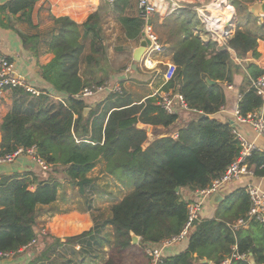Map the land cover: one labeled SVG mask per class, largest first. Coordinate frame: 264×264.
Segmentation results:
<instances>
[{
  "label": "trees",
  "instance_id": "trees-1",
  "mask_svg": "<svg viewBox=\"0 0 264 264\" xmlns=\"http://www.w3.org/2000/svg\"><path fill=\"white\" fill-rule=\"evenodd\" d=\"M37 1L10 0L1 9L26 13ZM256 1H230L238 20L227 44L214 40L204 43L193 31L201 23L190 3H183L162 23L157 13L153 15L155 31L163 44H169L168 53L178 66L175 78L164 84V89L183 96L188 105V109H183L188 115L185 123H181L178 110L182 108L177 103V111L169 113L161 104L162 97L137 101L122 83V92L99 93L96 97L104 98L94 107L91 97L77 96L85 88L110 79L104 17L97 11L82 25L68 17L56 19L60 29L51 43L55 58L40 69L41 77L52 87L45 90L33 84L38 95L22 87L11 89L10 108L0 121V155L19 147L36 146L38 154L51 164L46 173L40 168L42 173L0 178V251L17 252L37 239L36 252L43 256L48 240L46 234L37 231L40 216L52 217L67 211L58 203L69 202L68 186L78 188L84 202H90L86 186L95 183L86 184L82 193L78 181L90 177L97 164L103 163L105 174L122 183L127 193L111 205L110 215L103 223L67 237L65 243L60 239L56 242L71 247L83 242L85 247L80 254L88 264L92 254L101 259L105 254L101 264H117V256L129 251L140 252L142 264H150L147 248L159 247L183 230L188 205L193 200L191 192L204 189L221 177L240 153L233 119L214 117L227 103L229 85H237L236 75H241L244 83L238 102L241 115L264 109L263 97L251 87L252 79L264 75V69L256 63H235L230 51L234 50L240 59L250 52L255 58L259 56L264 23L251 12ZM122 3L115 0L111 9L122 11ZM119 22L126 37L135 40L146 24L142 15L121 16ZM88 107L91 110L85 114ZM140 123L155 128L154 139L148 145V131L140 128ZM159 126L177 129L178 135L159 137ZM248 167L264 177V151L253 153ZM250 206L245 190L229 195L221 202L216 218L200 216L179 252L165 256L159 264H211L202 262L205 258L212 264H221L234 246L254 257L255 264H264L263 224L250 220L254 234L240 226L233 227L239 219H247ZM91 208L89 204L83 210ZM131 232L141 237L138 244L132 243ZM107 246L112 250L106 256ZM233 264L250 262L234 259Z\"/></svg>",
  "mask_w": 264,
  "mask_h": 264
},
{
  "label": "crops",
  "instance_id": "crops-1",
  "mask_svg": "<svg viewBox=\"0 0 264 264\" xmlns=\"http://www.w3.org/2000/svg\"><path fill=\"white\" fill-rule=\"evenodd\" d=\"M9 1L10 0H0V51L14 62L17 71L24 75L31 85L34 84L45 90L52 87L49 82L41 77L40 69L55 58V54L51 51V43L54 35L58 34L60 29V25L56 23V19L68 17L75 23L82 25L92 13L101 11L104 17V43L107 46L109 55L107 72L110 74V79L105 82L119 87L121 83L124 84L128 91L134 94V99L137 101H144L149 96L157 95L164 97L168 94L174 95L173 90L166 91L164 89V79L162 76L166 69V64L173 62L168 53L169 44H163L164 49L162 52L152 53L148 58H144L143 61L138 64L137 70L131 68L134 63L133 52L139 46L141 39L145 37V33L143 29L139 39L127 38L123 31L122 24L119 22V18L121 16L141 15L138 7L139 0H121L123 2V10L120 12L114 10V8L111 9L115 0H38L33 8L27 10L26 13L19 12L15 14L11 13L9 10L1 9V7L7 5ZM211 1L214 0H204V2ZM262 1L263 0H258L251 5V12L255 16L257 15L254 13V5ZM178 2L180 5L189 3L187 0H178ZM171 6V3H165L161 5V8L158 10L157 14L161 23L175 12L169 11ZM233 9L235 11L234 6ZM258 11L259 16L257 17L259 18V22L264 23V14L260 9ZM234 29L235 26L230 33H232ZM193 31L200 35L204 43H208L212 40L210 34L205 31L201 24L193 27ZM223 41H225V39ZM230 51L235 63H256L260 68L264 69L263 39H259V56L256 58L250 52L245 59H240L234 50L230 49ZM148 61L154 64L148 65ZM242 78L241 75L235 76L237 85L232 84V88L228 87L227 103L224 109L220 113L214 115V117L226 118V116H228L234 121V113L238 107V102L241 98V88L244 84ZM145 84L146 87H144ZM143 87L146 89V92H143L145 91ZM8 93L6 95H8ZM97 95L99 94L91 96L93 101L92 107L104 98L102 95L96 97ZM175 103L178 104V100H175ZM9 108L10 99L9 97H4L0 101V120L7 113ZM178 112L180 114L181 123L188 121V115L185 110L179 109ZM142 125L144 124L141 123L139 126L141 127ZM237 126L248 139L255 140L264 151V137L258 136L251 124L238 123ZM153 128V126H150L148 132ZM154 130L155 128L149 135V142H147L146 145L154 139ZM156 130H160V132L162 130L159 137L167 136L171 133L174 134V136L178 135L177 129L172 131L171 128L159 126ZM35 172L42 173L35 161L26 155L17 158L16 161L12 163L0 164V178L3 175H24L26 173ZM250 183L264 190V177L258 175H243L227 183L219 190L223 196V201L234 192L245 190ZM31 189L34 190L35 186H32ZM190 197L193 199V192H191ZM220 204L221 203L211 204L210 198L208 197L203 204L200 216L208 219L216 218ZM93 226L94 222L91 212L77 207L67 209L66 212H58L52 217H49L48 214H43L40 216L37 231H42L47 235L48 243L45 245L44 255L42 256V254L36 252V243L31 248L17 251L12 257H0V264H42L43 262L47 264V261L57 264L56 260L53 258L55 253L61 250L68 252V247L71 246L68 244H59L56 240L60 239L61 243H65L67 237L81 234L90 230ZM239 228H243L254 234L250 227V220ZM183 242L171 247H165L163 251L164 256L177 254ZM78 247L83 250L85 244H83V242L78 243L77 249ZM74 253L77 256L75 257L76 259H74L75 263L79 260L81 264H88L87 261L84 262L80 253ZM249 257L250 262L255 264V258L251 255ZM209 261V263L212 264V261ZM91 263L95 264V259H93Z\"/></svg>",
  "mask_w": 264,
  "mask_h": 264
},
{
  "label": "built area",
  "instance_id": "built-area-1",
  "mask_svg": "<svg viewBox=\"0 0 264 264\" xmlns=\"http://www.w3.org/2000/svg\"><path fill=\"white\" fill-rule=\"evenodd\" d=\"M187 1L193 5V9L197 12L201 26L210 34L211 39L221 44H227L228 37L231 35V29L235 26L236 13L234 10L233 12L229 11L230 8H233V5L230 4L231 0H214L211 2H204V0ZM165 3L172 4L169 9L170 12L176 11L183 6L179 4L178 0H139L138 2L140 14L144 17L146 22L144 27L145 37L149 42L147 53L144 58H148L152 53L162 52L164 49L163 43L160 41L158 34L154 30L151 19L161 8V5ZM224 39L225 41H223ZM177 70L178 66L174 62L166 64V69L163 72L164 84L175 78ZM16 87H22L34 94H39V91H37L28 82L27 78L17 71L14 62H12L0 51V101L6 96V92ZM229 87L232 88V85H229ZM251 87H254L257 93L264 99V75H261L256 79H252ZM102 92H122V89L121 86H114L105 82L98 86L87 87L77 96L83 95L91 97ZM59 99L63 98L59 97ZM175 100H178L180 108L188 109L187 103L180 94H168L162 97L161 104L169 113H175L177 109ZM234 115L235 127L233 129V134L240 145L239 155L227 167L221 177L214 179L208 187L193 192V200L188 205V219L181 233L166 239L159 247L147 248V253L151 257L150 264H159L163 260L165 257L163 252L165 247H171L187 239L195 221L200 216L205 200L211 194L218 192L224 185L232 182L234 179L242 177L243 175H255L254 171L248 167V159L253 155V153L262 152L263 149L255 140L248 139L238 128L237 124L249 123L252 125L258 136L264 137V109L254 111L246 116H243L237 107ZM1 141L2 135L0 132V151ZM23 155L32 158L45 173L51 166V164L47 163V161L38 154L36 146L29 148L19 147L11 153L0 155V164L12 163ZM245 191L251 202L250 209L247 213V219H239L233 227L237 229L239 226L243 224L245 225L246 222L252 219L259 221L264 226V190H262L259 186L250 183L247 185ZM36 243L37 239H34L18 251L31 248ZM15 253L16 252L14 251H0V257H12ZM249 256L250 255L246 252H239L238 247L234 246L232 253L228 255L221 264H233L234 259H246L250 262ZM250 264L254 263L250 262Z\"/></svg>",
  "mask_w": 264,
  "mask_h": 264
},
{
  "label": "rangeland",
  "instance_id": "rangeland-1",
  "mask_svg": "<svg viewBox=\"0 0 264 264\" xmlns=\"http://www.w3.org/2000/svg\"><path fill=\"white\" fill-rule=\"evenodd\" d=\"M235 11H236V8H235ZM235 20H236V22L238 20L237 11H236ZM235 24H237V23H235ZM235 27H236V25H235ZM162 76H163V74H162ZM163 79H164V77H163ZM144 87H146V84L144 85ZM144 87H143V89L145 91H143V92H146V89ZM121 89H122V87H121ZM7 93L8 92H6V94ZM5 97L7 98L8 95H6ZM153 129L148 132L149 135L151 134ZM154 132H155V130H154ZM161 132H162V130H161ZM105 173H106L105 172V164H103V163H98L96 168L93 170V172L90 173V177L93 179H96V181L95 180L93 181V183H95L94 186H92V185L86 186L87 193L89 194L88 195V198H89L88 201H90V202H84V199L81 198V196L78 192V188L72 189L71 187L68 186L67 197L69 199V202H59L58 203L59 207L62 208L63 210L70 209V208H76V207L86 210L88 208V205L91 204L92 208H91L90 212L92 215L94 225L103 223L110 215L111 205L114 202L120 200L128 191V189L122 183L115 180L111 176L106 175ZM110 230H111V228L109 227L107 229V231L109 232ZM68 249H69L68 252L67 251L65 252V250H63V251L61 250V251L55 253L53 258L56 260L57 264H68L69 261H71L73 264H77L79 262V260L76 263L74 262V259H76L75 257H77L74 252L79 254L82 251V249L79 247L77 249V246L76 247H68ZM111 250H112L111 246L106 247V251H107L106 256L108 255V253L111 254ZM90 258L91 259H89V261H93V259H95V261H96L95 264L104 263V261L106 259L105 254L103 255L102 259L97 258V254H92ZM78 259H79V257H78ZM116 262H117V264H142V256H141L140 252L137 253L136 251H134V252L129 251L125 255L120 254L119 256H117ZM46 263L47 264H54L53 262H48V261ZM42 264H45V263L43 262Z\"/></svg>",
  "mask_w": 264,
  "mask_h": 264
},
{
  "label": "water",
  "instance_id": "water-1",
  "mask_svg": "<svg viewBox=\"0 0 264 264\" xmlns=\"http://www.w3.org/2000/svg\"><path fill=\"white\" fill-rule=\"evenodd\" d=\"M254 9H255L254 10V13L257 16H259V11H258L259 9L264 14V0L262 2H260V3L255 4L254 5ZM235 18H236V14H235ZM235 23H236V20H235ZM148 46H149V42H148L147 38L146 37H143L141 39V41H140L139 46L133 52V60H134V63L132 65V67H131L133 70H137L138 69V64L143 61L144 56L147 53ZM207 81L210 82V83H215V81L210 80V79H207ZM90 110H91V108H89V107L88 108H85V110H84L85 114H87ZM201 116L202 117H205L206 114L205 113H201ZM150 126L151 125L144 124L141 127L140 126L139 127L140 128H145L148 131L150 129ZM93 181H94V179L91 178V177H86V178H84L82 180H79L78 181V185H79V189L81 190V192L82 193H85V185L88 184V183H93ZM179 190H180V188L177 187L176 188V191H179ZM209 198H210L211 204L221 203L223 201V196H222V194L219 191L218 192H214L213 194H211L209 196ZM131 236H132V243L133 244H138L140 242L141 237L138 236V235H136V233L131 232ZM202 262L209 263L210 261L207 260V259H203Z\"/></svg>",
  "mask_w": 264,
  "mask_h": 264
},
{
  "label": "bare ground",
  "instance_id": "bare-ground-1",
  "mask_svg": "<svg viewBox=\"0 0 264 264\" xmlns=\"http://www.w3.org/2000/svg\"><path fill=\"white\" fill-rule=\"evenodd\" d=\"M233 10H234L233 8H230V9H229V11H231V12H233ZM147 64H148V65H153L154 63L151 62V61H148Z\"/></svg>",
  "mask_w": 264,
  "mask_h": 264
}]
</instances>
